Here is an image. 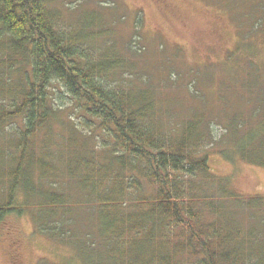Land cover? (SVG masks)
Returning <instances> with one entry per match:
<instances>
[{"label":"trees","instance_id":"trees-1","mask_svg":"<svg viewBox=\"0 0 264 264\" xmlns=\"http://www.w3.org/2000/svg\"><path fill=\"white\" fill-rule=\"evenodd\" d=\"M252 17L258 33L264 1ZM97 21L67 27L52 0H0V226L22 195L37 230L84 264H264V198L238 195L209 164L223 136L221 156L264 168V127L238 121L263 112L264 89L244 85L241 113H212L222 135L207 109L168 128L147 79L134 86L116 44L96 43ZM67 110L69 135L54 127Z\"/></svg>","mask_w":264,"mask_h":264},{"label":"rangeland","instance_id":"rangeland-1","mask_svg":"<svg viewBox=\"0 0 264 264\" xmlns=\"http://www.w3.org/2000/svg\"><path fill=\"white\" fill-rule=\"evenodd\" d=\"M262 1L52 0V7L67 27L76 25L86 14L97 18L96 29L105 30V34L99 35L96 43L102 49L107 47L103 42L116 44L119 56L131 66L124 73L134 86L144 82L138 77L147 79L148 88L154 89L167 107L164 113L168 128L174 118L172 124L177 126L197 111L207 109L206 118L211 119L217 135H222L225 119L212 113H241L238 106L246 109L253 103L244 97L249 95L244 85L264 89V28L257 29L258 33L251 30L254 8ZM252 42H256L254 48ZM249 60H254L253 64ZM255 101L259 108L260 100ZM261 105L263 112L249 110L248 115L238 118L245 123V133L264 127V103ZM65 113L64 121L61 119L63 122L58 121L59 126L54 127H63L69 135L73 115L68 110ZM226 140L223 136L217 139L209 159L210 169L230 182L238 195L263 199L264 168L221 156L222 149L218 147L225 146ZM3 147L0 143V150ZM4 163L0 162L2 166ZM4 190L0 187V194ZM17 205L20 213H10L0 226V264H84L69 245L37 230L31 210L34 204L24 205L20 195ZM88 211L79 212L76 230L89 222ZM263 212L261 207L259 213ZM244 221L248 225L247 215ZM86 232L80 229L79 235L83 237Z\"/></svg>","mask_w":264,"mask_h":264}]
</instances>
